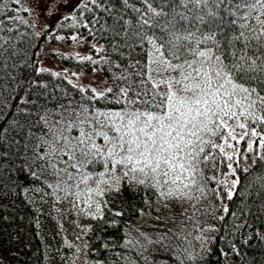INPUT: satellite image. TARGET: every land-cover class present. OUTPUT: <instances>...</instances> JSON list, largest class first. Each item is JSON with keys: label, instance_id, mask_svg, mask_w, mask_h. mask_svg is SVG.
Listing matches in <instances>:
<instances>
[{"label": "trees", "instance_id": "16d2710c", "mask_svg": "<svg viewBox=\"0 0 264 264\" xmlns=\"http://www.w3.org/2000/svg\"><path fill=\"white\" fill-rule=\"evenodd\" d=\"M239 2L232 0L230 4L226 0L219 9L213 8L229 24L223 29V35L238 34L241 23H247L250 28L259 27L252 18L240 19L246 9L232 7ZM83 3L73 11V17L60 23V30L94 39L102 44V50L91 56L68 54L64 57V66L85 72L102 67L109 79L108 87L102 91L72 81L65 72L49 68H46L49 71H38L43 68L38 64V55L45 34L38 32L25 0L19 4L15 0H0V264H60L68 252L65 250L68 228L76 222L73 204H57V201L75 197L86 184L79 183L81 174L91 175L88 183L105 171L102 161H93L82 168L71 167L68 149L62 139L56 140L50 129L56 130V136L62 134L75 144L79 128L69 129L68 125L77 123V114L82 117L85 107L90 110L89 116L97 109L102 112L144 110L139 103L128 102L136 99L135 94L141 91L140 80L147 79L146 66L150 63L152 46L137 35L153 34L151 29L138 25L147 4L144 0L126 3L125 0H96V3L85 0ZM148 3L157 10L161 7L160 0H148ZM171 7L170 3L164 4V11H170ZM178 11L185 9L181 7ZM230 11H235L236 16L228 14ZM21 19L27 23H21ZM233 19L235 25L231 24ZM194 24V21L181 22V26L192 31H195ZM200 27L208 31L207 25ZM216 31L217 39H221L220 30ZM244 31L250 34L248 29ZM153 76L159 78L155 73ZM108 88H112V93L107 92ZM119 88L128 89L126 97L119 94ZM93 89L104 92L107 99L97 97L90 101L95 96ZM160 90H164L163 85ZM247 124L249 131L255 128L259 135L238 140L239 155L233 160L238 182L233 185L223 179L230 160L218 148L206 146L198 157L201 161L196 177L198 184L191 187V198L160 197L150 186L129 185L131 174L123 177L125 169L119 165L113 173L114 166L109 162L105 176L121 179L103 199L102 214L84 229L91 238L90 244H94L90 248L91 257L103 264H264V160H261L264 147L260 146L264 123L248 120ZM84 128L85 132L92 133L94 142L102 150L110 147L103 137L96 135L100 130L114 135L110 128L94 129L87 124ZM209 138L216 144L222 141L220 137H205ZM45 140L54 141L57 152L62 154L48 155L50 149ZM248 140L253 141L252 151L248 150ZM75 156L77 162L85 159L79 152ZM31 172L36 175L32 176ZM136 176L143 178L140 173ZM167 188L168 185L161 191ZM171 200L183 201V208L162 211L160 217L154 214L156 203L166 205ZM117 212L122 215H116ZM187 227L200 232L198 242L191 235L190 243L186 244Z\"/></svg>", "mask_w": 264, "mask_h": 264}, {"label": "snow or ice", "instance_id": "6c2138e0", "mask_svg": "<svg viewBox=\"0 0 264 264\" xmlns=\"http://www.w3.org/2000/svg\"><path fill=\"white\" fill-rule=\"evenodd\" d=\"M15 2L19 4L20 0ZM92 2L96 3V0ZM160 2L161 7L157 10L148 0H144L147 11L140 15L138 21L140 28L146 27L153 32L151 36L137 33L141 40L151 44L152 51L150 63L146 66L147 79L140 80L141 91L135 94L136 99L128 103H139L144 110L102 112L97 109L89 116L90 110L85 107L82 117L77 114V123L68 125L69 129L79 128L80 134L74 138L75 144L62 134L56 136V130L50 129L56 140L62 139L68 149L71 167L82 168L93 161L103 162L105 171L98 174L97 195L104 194L99 189L100 184L112 185L114 181L118 185L120 182L121 177L114 175L109 180L104 179L111 162L113 173L115 166L119 165L125 169L123 177L131 174L127 181L129 185L150 186L159 192L160 197L179 195L191 198V187L198 184L196 177L201 162L198 157L205 152V147L218 148L231 160L232 156L225 152L224 145L228 144L229 139L237 140L236 129L242 130L239 139L244 140L250 135H259L255 128L248 130V120L264 123V20H261L264 0H254L253 3L240 0L233 4L234 9L248 10L240 19H247L251 12H256L252 19L259 27L250 28L247 23H241L238 34L228 35H223V29L228 28L229 24L219 16L218 11H213L226 0ZM227 2L231 4L232 0ZM166 3L172 5L168 12L164 11ZM190 4L191 8L188 7ZM181 7L185 11H178ZM228 14L236 16L235 11ZM192 21L195 22V31L181 26V22ZM20 22L27 23L22 19ZM231 24L235 25L236 20L233 19ZM202 25L208 26L207 32L202 30ZM217 29L222 34L221 39H217ZM244 29H248L250 34L246 35ZM221 43L225 46L221 47ZM238 43L240 47H237ZM201 44L206 47L201 48ZM83 59L91 60V57ZM38 71L49 69L40 68ZM153 73L159 78H155ZM161 85L164 86L163 91L160 90ZM92 91L95 96L90 97V101L97 97L107 99L104 92ZM112 91V88L107 89L108 93ZM118 91L124 97L128 94L127 88H119ZM86 124L94 129L108 127L114 133L109 136L107 131L96 132L110 145L106 151L94 142L92 133L85 132ZM206 136L220 137L224 143L216 144L210 138L205 139ZM44 143L50 149L48 155L54 157L62 154L57 152L54 141L45 140ZM247 145L248 150L252 151L253 141L248 140ZM260 146L264 147V139L260 141ZM77 152L85 159L77 162ZM89 156L91 159H88ZM207 159L205 155L204 160ZM261 160H264V156H261ZM51 167L55 168L56 165L51 164ZM228 167L232 168V165L228 164ZM136 173L143 178L138 179ZM30 174L36 175L35 172ZM69 178H72L70 173ZM91 178L90 174H81L79 183H87ZM237 182L234 180L232 183L235 185ZM166 185L167 191H161ZM115 190L118 192L120 189L117 187ZM198 190L203 192L202 188ZM228 195L231 197L232 192L229 191ZM96 210L101 212L99 202H96ZM116 215L122 213L117 212Z\"/></svg>", "mask_w": 264, "mask_h": 264}, {"label": "rangeland", "instance_id": "374dc122", "mask_svg": "<svg viewBox=\"0 0 264 264\" xmlns=\"http://www.w3.org/2000/svg\"><path fill=\"white\" fill-rule=\"evenodd\" d=\"M28 5L32 19L37 23V30L41 34H45V41L40 50L38 64L40 67L49 68L55 72H65L72 81L85 86H92L97 90H104L109 85V79L103 73L102 67H97L92 71L69 70L64 66V57L68 54L79 56H91L95 52L102 50V44L94 39H88L83 34L72 33L65 34L60 30V23L68 17H73V12L85 0H25ZM253 3V2H252ZM84 4V3H83ZM248 10H245V14ZM72 14V15H70ZM244 14V15H245ZM70 15V16H68ZM257 15L256 12H251L247 18H252ZM264 20V15L261 16ZM63 37V39H58ZM76 37V39H72ZM231 124L232 122L229 121ZM242 130L237 128L236 133L238 138L236 141L229 139L228 144L224 145L225 152L232 156L230 164L232 168L226 172L223 179L233 182L235 180V160L239 155V133ZM222 141L219 144H223ZM231 145V147H229ZM113 176H104L105 180L111 179ZM117 177V176H116ZM98 179H92L80 188L78 193L70 201H57V204L72 203L74 211L72 213L76 223H71L68 228L67 250L60 264H103L100 260L91 257L90 248L94 244H90L91 238L84 230L95 218H99L102 214L104 198L106 194L115 185L100 184L99 189L103 191V195H97ZM91 190V191H90ZM89 197L91 200H89ZM96 202H99L101 212L96 210ZM183 201H170L166 205L156 203L153 208L154 214L160 217L162 211L170 212L172 210L183 208ZM188 237L186 244L190 243L191 235L195 242H198L200 232L197 229L190 230L186 228Z\"/></svg>", "mask_w": 264, "mask_h": 264}]
</instances>
